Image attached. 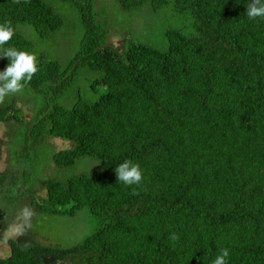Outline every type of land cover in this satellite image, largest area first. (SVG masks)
<instances>
[{
  "label": "trees",
  "instance_id": "obj_1",
  "mask_svg": "<svg viewBox=\"0 0 264 264\" xmlns=\"http://www.w3.org/2000/svg\"><path fill=\"white\" fill-rule=\"evenodd\" d=\"M52 1L0 0V23L15 29L0 48L34 54L38 67L0 103V122L14 141L23 135L0 192H20L38 214L88 210L95 227L69 249L12 241L0 264H212L222 248L227 264H264V18L247 17L251 0H120L137 22L170 9L188 26L156 46L123 33L119 48L99 0H58L77 11L67 34ZM59 38L70 42L65 61L37 56L36 45ZM9 63L0 58V71ZM95 74L92 88H105L98 100L72 95V83ZM25 90L41 97L38 107ZM17 98L30 99L31 119ZM53 138L70 147L55 151ZM43 147L53 154L42 161ZM83 158L101 169L59 177ZM126 160L140 165L139 185L118 182ZM35 165L46 175L33 185Z\"/></svg>",
  "mask_w": 264,
  "mask_h": 264
},
{
  "label": "rangeland",
  "instance_id": "obj_2",
  "mask_svg": "<svg viewBox=\"0 0 264 264\" xmlns=\"http://www.w3.org/2000/svg\"><path fill=\"white\" fill-rule=\"evenodd\" d=\"M52 4L57 12L65 19L63 33L67 34L71 32L73 25L77 27V25H75L77 11L72 3H63L58 0H53ZM104 5L105 19H107V22H109L110 26L114 29L111 43L114 44L115 48H119L124 43L121 36L123 33L130 36L134 33L135 36L144 39L145 42H149L156 46V44L162 45L165 42V34L170 29L188 26V21H186V19L184 22L183 19L178 18V15L170 9L161 10L159 14H155L154 12L151 14L148 13L144 18H140L139 16L137 22V20H134L135 18L132 20L130 14H127L123 10L120 0H99L96 8L100 9ZM69 43L70 42H67L64 38H59V40L55 42H40L39 45L35 46L37 56L44 54L49 59L65 61L67 59L65 57L68 54L67 49ZM98 77L100 76L95 74L90 79L82 78L72 83L69 88L72 95L76 97V92L81 91L85 99L93 102L98 100L105 92L103 86H98L96 90L92 88L93 79ZM28 92L30 91L25 90V94L22 97H31L33 100L32 104L38 107L41 97H37V101H35L34 93ZM31 94L34 96H30ZM17 100V106L23 109L27 114L26 116L31 119V108L29 106L30 104L28 105V100L30 99L26 98L25 100L23 98H17ZM22 136L23 135L19 131L14 141L13 138L15 137V133L10 134L7 125L0 122V174L11 172L13 158L11 147L17 140H21ZM48 142L57 152L70 147V143L56 138ZM21 144V146L24 145L23 142ZM39 153L43 161L47 157L52 156L53 150H46V148L43 147ZM30 156L35 158L37 154L31 151ZM35 168L38 174L32 172L28 177L31 179L33 185L38 183V181L43 179L46 175L45 171L37 165H35L31 171H34ZM100 169L101 163L96 159L83 158L77 163L76 167L66 170L67 172L59 175V177L61 179H67L79 174H91ZM11 177L12 178L9 179L7 182L8 185L6 186L10 187V185L14 184L13 182L16 176ZM37 194L41 198L46 197L45 190H37ZM25 207L28 208L33 215H31L28 221H25L22 215ZM94 227L88 210L80 211L75 217L38 214L31 208L30 200L22 197L20 192H15L13 189L0 192V258L10 257L12 253L11 242L15 240L21 241L22 243H33L38 246L69 249L81 244L92 233ZM74 260L68 259L61 261L49 258L46 260V264H92L85 263L84 259Z\"/></svg>",
  "mask_w": 264,
  "mask_h": 264
},
{
  "label": "clouds",
  "instance_id": "obj_3",
  "mask_svg": "<svg viewBox=\"0 0 264 264\" xmlns=\"http://www.w3.org/2000/svg\"><path fill=\"white\" fill-rule=\"evenodd\" d=\"M16 2L18 3L19 0H16ZM246 15L249 19L264 18V0H251L247 6ZM14 34L15 29L10 21L0 23V46L9 42ZM0 51H2L0 58L6 57L10 61L8 66L0 71V103H3L6 97L19 92L25 84L31 82L38 71V67L36 56L27 51L17 50L14 47L0 48ZM115 173L118 182H123L129 186L139 185L143 179L140 165L130 160H126L116 167ZM22 215L24 220L28 221L32 213L25 207ZM170 239H178V236L173 233ZM228 256L229 250L222 248L212 264H227L226 258Z\"/></svg>",
  "mask_w": 264,
  "mask_h": 264
}]
</instances>
